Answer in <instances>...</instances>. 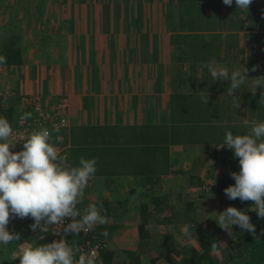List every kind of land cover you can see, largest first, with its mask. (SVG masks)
Returning a JSON list of instances; mask_svg holds the SVG:
<instances>
[{
  "label": "trees",
  "instance_id": "1",
  "mask_svg": "<svg viewBox=\"0 0 264 264\" xmlns=\"http://www.w3.org/2000/svg\"><path fill=\"white\" fill-rule=\"evenodd\" d=\"M169 1L181 7L182 19L179 29L188 33L182 35L178 33L172 38V43L177 46L180 53L175 55L176 66L171 68L169 76L173 91L169 95L165 121L79 126L71 133L72 147L68 163L70 165L77 163L81 156L95 157L97 160L95 176L115 177L107 181L92 180L88 186L96 189L100 186L105 189L116 188L111 198L104 195V189L100 188V192L103 193L99 196L100 199L95 201L102 205V212L106 218L119 215V212L125 209L120 208L123 203H128L132 198L137 203L135 210L139 215V249L128 251L126 255L128 261L122 264H144L141 254L147 251L151 254L150 264H264V218H259L254 210H250L249 215L256 224L255 234L240 232L238 227L233 226L231 236L215 219L206 223L194 208L193 202L185 200L181 195L173 201L171 195L156 193L163 183L162 177L171 173H181L175 170L174 166L180 154L175 155L173 150L178 146L198 153L199 163L196 160V164H202L203 158L209 153L213 160L226 166L223 174L214 179L211 185L213 192L225 195L224 189L235 183L230 173L239 171L238 158L233 157L232 150L218 146L225 131L246 130L242 125L244 119L264 120V98H261L264 89L257 88L255 94L251 89H238L233 93V96H238L233 101V97L227 91L228 82L211 83L212 78L205 65L209 62L223 64L234 62L239 53L246 51L239 47L241 33L245 32L247 49L251 41L257 43L260 41L264 70V0H253L249 10L243 12L236 9L235 3L227 6L223 0ZM170 8L171 13L173 5ZM18 42L19 37L10 35L7 38L5 47L0 50V55H3L5 60L0 64L12 65L23 61V51ZM255 46L256 44H252V49ZM197 68L203 78L194 75ZM262 73L261 75H264V72ZM208 95L207 104L202 97ZM239 103L240 107L235 106ZM46 108L42 107L43 110H48ZM29 111L26 108L19 115L13 104L6 106L0 100V115L5 116L13 128L19 126V117L30 113ZM33 115L37 118L35 114ZM35 117L27 116L29 119ZM56 135L57 133H54V136ZM127 175L134 177L132 183L122 179ZM194 177L192 176V179ZM196 179V182L190 180V184L204 185L199 176ZM102 183L104 184L101 185ZM137 192L139 195H136ZM88 200L89 198L83 196L78 208L86 206L84 204L88 203ZM252 203L239 199L229 200L226 196V207L231 205L249 209ZM33 223L30 216L26 218L10 216L7 227L18 233L20 240L4 246L0 252L9 254L22 246L49 243L50 227L34 230L31 227ZM151 223L165 225L168 229L160 244L147 228ZM183 225L192 226L191 239H197L199 248L187 238L185 244H179L175 240L171 229L176 228L179 231ZM105 230L108 236L103 235ZM113 230L114 226L106 223L97 226L93 231L81 232L78 236L69 233L68 242L74 247L83 241L99 243L102 247L98 264H114L118 253L108 244Z\"/></svg>",
  "mask_w": 264,
  "mask_h": 264
},
{
  "label": "crops",
  "instance_id": "2",
  "mask_svg": "<svg viewBox=\"0 0 264 264\" xmlns=\"http://www.w3.org/2000/svg\"><path fill=\"white\" fill-rule=\"evenodd\" d=\"M5 4L13 6L14 11L5 6L9 15L5 16L0 7V36L5 38L0 41V50L10 35L19 37L23 61L0 64V100L6 106L13 104L19 115L28 108L33 117L34 107L23 104L25 97H39V106L48 110L56 109L62 97L67 98L68 126L61 133L68 158L71 133L79 126L165 121L173 91L171 72L167 74L166 69L176 66L175 55L180 53L172 38L188 33L179 29L182 9L177 4L169 0L0 2V6ZM246 42L242 32L239 47H245ZM180 148L183 149L178 146L175 150ZM112 179L115 177L95 176L92 180ZM122 179L132 183L134 177L127 175ZM107 190L111 198L116 188ZM156 193L164 195L159 189ZM133 201L134 198L120 207L126 213L122 218H106V223L114 226L108 244L118 256L120 252L127 255L128 251L139 249V215ZM83 209L86 207L81 206ZM160 225L151 223L147 228L153 235L151 230ZM13 254H19L17 249L9 254L0 252V264H19L18 257L12 259ZM150 256L149 251L142 253L143 263ZM126 260L128 257L121 264Z\"/></svg>",
  "mask_w": 264,
  "mask_h": 264
},
{
  "label": "clouds",
  "instance_id": "3",
  "mask_svg": "<svg viewBox=\"0 0 264 264\" xmlns=\"http://www.w3.org/2000/svg\"><path fill=\"white\" fill-rule=\"evenodd\" d=\"M252 2L223 0L227 6L235 3L236 9L242 12L249 10ZM4 60L5 57L0 55V63ZM205 67L212 78L211 83L228 82L227 91L233 101L238 97L233 96L238 89H251L253 94L257 88L264 89V75L252 79L245 67H229L217 62H209ZM194 75L203 78L199 75V68ZM261 98H264V93ZM202 99L208 104L209 95ZM235 106L240 107V103ZM24 116H31V113ZM242 125L246 129L243 132L225 131L218 146L232 150L239 163V171L230 173L235 183L226 187L224 193L229 200L253 203L249 209L230 205L223 211H214L217 214L211 216L231 236L233 226L238 227L240 232L255 234L256 224L251 220L250 210H254L259 218H264V120L244 119ZM59 131V126L52 129L40 127L28 135H17L10 121L0 115V249L20 240V235L7 227L10 216H30L34 221L31 225L34 230L56 225L51 227L58 229L52 231L53 234H59L62 229L63 233L73 236L106 224L101 204L89 203L84 211L78 208L86 188L97 173L96 158L81 156L77 163L70 165L66 154H58L53 141V133ZM55 139L59 141L62 137L57 135ZM21 141L22 148L13 151ZM69 218L70 222H66ZM182 232L190 241L192 226L188 225ZM103 235L108 236V232L105 230ZM17 251L19 254H13L12 259L19 257V264H98L95 249L81 252L64 237L49 243L31 244Z\"/></svg>",
  "mask_w": 264,
  "mask_h": 264
},
{
  "label": "rangeland",
  "instance_id": "4",
  "mask_svg": "<svg viewBox=\"0 0 264 264\" xmlns=\"http://www.w3.org/2000/svg\"><path fill=\"white\" fill-rule=\"evenodd\" d=\"M2 3L3 0H0ZM6 2V0H5ZM6 8H10L9 10H13V6H9L7 4L0 6L1 9L5 10ZM7 10H5V16L7 15ZM1 13V12H0ZM1 18V17H0ZM10 30V29H9ZM2 33H0L1 35ZM1 39H5L4 36H0V41ZM252 42V41H251ZM250 42L249 49H247L246 44L245 48L246 51H243L242 53H239V57L232 62L226 64L229 67H237V68H247L248 69V75L252 79H256L255 77L259 76V74H263L264 72L263 67H262V59H261V49L258 46V43L255 47L252 49V44ZM238 54V53H237ZM231 62V61H229ZM256 68V70L254 69ZM171 72L169 68L166 69V73L168 74ZM169 76V75H168ZM177 155H179L178 158H176V163H174L175 170H178L181 173H175L172 175H168L164 177V180H162V185L159 188L160 193L164 195H171L172 200H176L179 195H181L185 200L193 202L195 205L194 208L199 212V214L202 215V218L204 219L206 223L212 222L214 218L211 216L216 215L219 211H223L226 207V196L213 192L211 189V185L214 183V179L218 178L223 174V172L226 170V166L220 162H216L213 160L211 155L207 154L203 158V163L201 164H196L197 159V154L198 153H193V151L187 149H178L174 150ZM199 163V162H198ZM192 176H195L194 179H192ZM200 177L201 180L203 181L204 185L203 186H195L190 184V180H194L195 182L197 181V177ZM102 183L101 185H103ZM211 184V185H210ZM100 188H103V186H100ZM100 188L96 189L95 187H88V192L84 194L85 198H89L88 203L84 204L87 208L89 203H95L96 200H98L99 196L101 195L102 192H100ZM104 189V195H107V193L110 190ZM100 199V198H99ZM91 200V201H90ZM94 201V202H93ZM134 202V201H133ZM84 210V209H83ZM215 211V212H214ZM126 213L123 211L119 212V217H123ZM122 215V216H121ZM209 216V217H208ZM119 218V219H121ZM123 220V219H122ZM120 221V220H119ZM185 228L183 225L181 229L178 231L176 228H172L171 231L173 232V236L175 240L179 244H185L188 240L186 237L183 235L182 229ZM167 227L165 225H160L156 229H152L151 231L153 232V236L157 240H162L163 242V235L167 231ZM126 232H129V230H126ZM128 236V235H127ZM134 243V242H133ZM191 243L194 244L195 247L199 248L198 241L197 239L192 238ZM2 256V255H0ZM126 254L124 253H119L118 259H116L115 264H121L123 259H126ZM148 258L145 257V264H150V260H147Z\"/></svg>",
  "mask_w": 264,
  "mask_h": 264
},
{
  "label": "built area",
  "instance_id": "5",
  "mask_svg": "<svg viewBox=\"0 0 264 264\" xmlns=\"http://www.w3.org/2000/svg\"><path fill=\"white\" fill-rule=\"evenodd\" d=\"M40 98L37 96H29V97H25L23 100V104L25 106L29 105V106H33L34 107V114L37 116V118L35 116V118H27L25 116H21L19 119V126L14 129V132L19 135V134H24V135H28L30 134L29 132H32L34 130H37L40 127H47L49 129H52L53 126H59L60 130L65 129L68 126V118L66 117V113L65 110L68 107V99L67 98H63L61 100V102L58 104L56 109H52V110H43L40 106H39V102H40ZM40 116V117H39ZM39 117V118H38ZM57 135H59L60 137H62L61 140L59 141H54L58 150V154L60 155H64L66 154V152L64 151V137L62 136L61 133H57ZM56 135V136H57ZM56 136H54L53 133V139L56 138ZM23 145V141L18 142L16 144V146L12 149L13 151H19L22 148ZM66 221V222H70ZM51 227H57L56 225H51L50 226V242L54 239H60L61 237H64L68 240V234L63 233L62 229L59 232V234H53L52 231L58 230V229H53ZM83 232V231H82ZM81 252H85L88 251L89 249H95L98 253V257L100 255V249L102 247L101 244L99 243H92L89 241H83L81 242L78 246H77Z\"/></svg>",
  "mask_w": 264,
  "mask_h": 264
}]
</instances>
